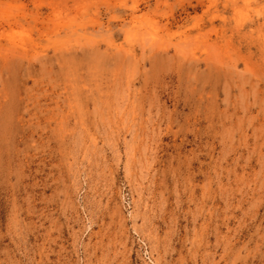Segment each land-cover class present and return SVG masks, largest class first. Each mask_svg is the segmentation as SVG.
<instances>
[{"label":"rangeland","instance_id":"obj_1","mask_svg":"<svg viewBox=\"0 0 264 264\" xmlns=\"http://www.w3.org/2000/svg\"><path fill=\"white\" fill-rule=\"evenodd\" d=\"M0 264H264V0H0Z\"/></svg>","mask_w":264,"mask_h":264}]
</instances>
